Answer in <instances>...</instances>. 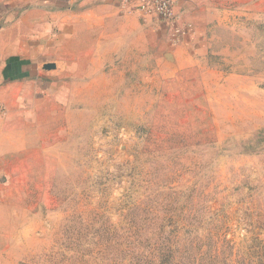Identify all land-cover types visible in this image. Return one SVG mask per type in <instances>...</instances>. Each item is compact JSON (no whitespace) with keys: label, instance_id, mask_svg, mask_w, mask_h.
Segmentation results:
<instances>
[{"label":"rangeland","instance_id":"1","mask_svg":"<svg viewBox=\"0 0 264 264\" xmlns=\"http://www.w3.org/2000/svg\"><path fill=\"white\" fill-rule=\"evenodd\" d=\"M99 5L57 91L0 87V264H264V0L176 39Z\"/></svg>","mask_w":264,"mask_h":264},{"label":"crops","instance_id":"2","mask_svg":"<svg viewBox=\"0 0 264 264\" xmlns=\"http://www.w3.org/2000/svg\"><path fill=\"white\" fill-rule=\"evenodd\" d=\"M77 1L10 0L0 5V18L6 21L0 33L5 43L0 49V87L9 84L12 89L21 90L15 99L19 105L25 106L23 114L27 112V105L36 106L44 90L48 94L51 90L57 91L62 82L60 78L72 72V57L78 59L82 55L74 48L81 22L72 12ZM84 1L85 11L89 13L88 0ZM100 1V9L132 22L136 28L153 27L164 37L170 34L166 23L157 18L144 21L140 14L126 7L125 0ZM186 8L181 4L177 9L182 27L184 21L188 22L184 18L189 14ZM31 75H37L35 80ZM7 102V98L0 99V105H7Z\"/></svg>","mask_w":264,"mask_h":264},{"label":"built area","instance_id":"3","mask_svg":"<svg viewBox=\"0 0 264 264\" xmlns=\"http://www.w3.org/2000/svg\"><path fill=\"white\" fill-rule=\"evenodd\" d=\"M179 0H125L126 7L132 12H137L142 16L144 21L149 19H159L166 23L173 32V38H180L176 35L185 36L188 29L176 27L175 25V8ZM179 35V36H180Z\"/></svg>","mask_w":264,"mask_h":264}]
</instances>
